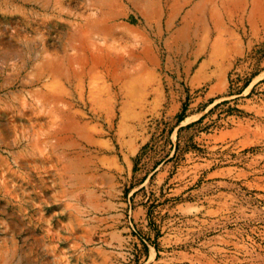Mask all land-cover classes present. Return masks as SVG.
Listing matches in <instances>:
<instances>
[{"label": "rangeland", "instance_id": "374dc122", "mask_svg": "<svg viewBox=\"0 0 264 264\" xmlns=\"http://www.w3.org/2000/svg\"><path fill=\"white\" fill-rule=\"evenodd\" d=\"M260 55L264 0H0V264H264Z\"/></svg>", "mask_w": 264, "mask_h": 264}, {"label": "trees", "instance_id": "16d2710c", "mask_svg": "<svg viewBox=\"0 0 264 264\" xmlns=\"http://www.w3.org/2000/svg\"><path fill=\"white\" fill-rule=\"evenodd\" d=\"M264 55H260L259 56V60L263 57ZM257 74V72H254V73H252V75L250 76V77H247L246 79H245V81H244V83L242 84V85H237L238 84V82L240 81V79L239 78H237V79H233L232 78V76L230 77V85H229V94H232V92L234 91L235 93H238V94H240V93H242L249 85H250V82L252 81V79H253V77L255 76ZM235 85L237 86V87H235ZM226 101H222L221 103H225ZM188 101H185L184 103H183V106H182V108H181V112L178 114V116H177V124H179L180 122H182L187 116H188V113H187V110H188ZM220 104H217L216 105V107L217 106H219ZM212 110V109H211ZM205 117H206V114H204V115H202L198 120H196V121H193V122H191V123H189V124H187L186 126H181L180 128H179V131H181L182 129H184V128H187V127H191L192 125H194V124H196V123H200V122H202L204 119H205ZM173 131V128H170V130H169V133H171ZM149 147V144H146L144 147H143V149H146V148H148ZM169 156V154H167L166 155V157H168ZM164 160V158L161 160V161H163ZM161 161H158V162H156L155 163V166H154V168H156L157 166H158V164H160L161 163ZM138 164V160H136L135 161V171L137 170V165ZM144 179H145V177L141 180V182H143L144 181Z\"/></svg>", "mask_w": 264, "mask_h": 264}]
</instances>
